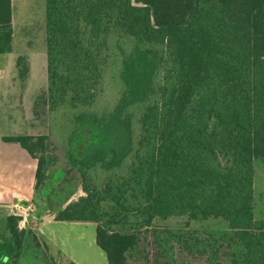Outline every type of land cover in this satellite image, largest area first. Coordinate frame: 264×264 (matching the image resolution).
I'll return each instance as SVG.
<instances>
[{
	"label": "trees",
	"instance_id": "16d2710c",
	"mask_svg": "<svg viewBox=\"0 0 264 264\" xmlns=\"http://www.w3.org/2000/svg\"><path fill=\"white\" fill-rule=\"evenodd\" d=\"M45 16L36 105L47 122L69 116L68 135L3 140L37 161L35 190L59 165L84 193L54 220L95 224L107 264H264L253 187L264 164V0H45ZM11 51V0H0V54ZM174 217L226 230L153 226ZM25 242L35 261L57 264L18 217L0 219V264L21 263Z\"/></svg>",
	"mask_w": 264,
	"mask_h": 264
},
{
	"label": "rangeland",
	"instance_id": "374dc122",
	"mask_svg": "<svg viewBox=\"0 0 264 264\" xmlns=\"http://www.w3.org/2000/svg\"><path fill=\"white\" fill-rule=\"evenodd\" d=\"M38 2L39 8L41 5V15L36 14L34 17L31 14L38 7ZM14 6L20 10L14 11L15 15L18 14V20L14 30L12 51L0 54V188L3 184L17 186L18 183L21 184L22 193L32 195V189L28 188L33 177L32 160L18 143L5 142L3 138L35 137L51 131L53 137L64 144L68 135L69 116L58 114L47 122L45 110L36 105L39 98L44 96L47 86L45 1L41 0L40 3V0H15ZM20 70H26L25 77H20ZM47 124L51 127L48 128ZM54 147L58 148L56 144ZM57 153L61 159V150ZM58 166L48 171L45 186L41 187V191L48 196V204L40 203V206L35 204V215H42L47 208L55 212L56 207L75 191V186H78L77 183H65L63 181L65 170ZM253 187L255 218L264 219V164L260 161L254 164ZM7 211L8 208L0 207V219H3ZM50 216L51 213L47 218ZM47 221L45 219L39 222V231L43 232V237L47 241L48 255L57 264H67L69 261L76 264H107L105 254L95 242V224L54 221L46 223ZM153 226L180 232L198 230L217 233L226 230L225 224L220 220H190L186 217L156 219ZM40 239L43 240L42 237ZM34 257L32 249H29L28 243L25 242L19 264L32 263L35 261Z\"/></svg>",
	"mask_w": 264,
	"mask_h": 264
},
{
	"label": "crops",
	"instance_id": "0c3cea01",
	"mask_svg": "<svg viewBox=\"0 0 264 264\" xmlns=\"http://www.w3.org/2000/svg\"><path fill=\"white\" fill-rule=\"evenodd\" d=\"M14 3H15V0H11V9H12V43L14 41V30H15L16 22L18 20V14L15 15L14 11L15 10H20L19 8H16L14 6ZM40 3H41V0H40ZM22 10L23 9H21V11ZM36 14H37V16L41 15V5H40V8H39V2H38V7L35 8V12L32 13L31 15L35 17ZM28 157L32 160V163H33L32 166H31V172L33 174V177L30 179V182H29V185H28V188L30 190L32 189V193H31L32 195H29L30 193L28 195L26 193H22L20 191L21 184L16 183L17 186H15V184H13L12 186H7V185L3 184V186L0 188V207L8 208V211H7L6 214H4V216L2 218H5V217L10 216V215H13L14 205L19 203V202H21L23 204H25V203L27 204V203L31 202V203L37 204L38 206H40V203L42 205H45V201L47 200L46 194L43 191H41V188L39 190H35L34 189V184H35L34 175H35L37 161L35 159L31 158L29 155H28ZM46 181H47V179H46ZM45 183L46 182H44V184ZM75 187H76L75 191L73 193H71V195L68 196L64 202H62V207H64L66 204H68L71 201H76L79 197L84 195L82 193V191H81L79 186H75ZM79 192L81 194H77ZM25 194H26V196H25ZM42 194H44V195H42ZM76 194H77L76 197H78V198H76V197L74 198V196ZM35 207H36V205H35ZM47 213L48 214L51 213V216L49 218H47V215H48ZM1 214L3 215V213H1ZM54 217H55V212H51V209H49V208H47V210L44 211L42 215H40V214L35 215L34 212H33L29 216L27 223L21 229L31 230V231H33L36 234L37 237H39V238L42 237V239H43L42 242L47 248L48 245H47V241H46L45 237H43L44 236L43 232L39 231V226H40L39 222L42 221V220H45V219L48 220L46 223H50L52 221L58 222V221L54 220ZM70 223H74V222H70ZM75 223H80V222H75ZM23 263H25V262H23ZM28 264H42V263H39L38 261H35V262H32V263H28Z\"/></svg>",
	"mask_w": 264,
	"mask_h": 264
},
{
	"label": "built area",
	"instance_id": "2783aa9c",
	"mask_svg": "<svg viewBox=\"0 0 264 264\" xmlns=\"http://www.w3.org/2000/svg\"><path fill=\"white\" fill-rule=\"evenodd\" d=\"M35 204L34 203H17L14 205L13 215L19 218V228H23L27 223L29 216L34 212Z\"/></svg>",
	"mask_w": 264,
	"mask_h": 264
}]
</instances>
